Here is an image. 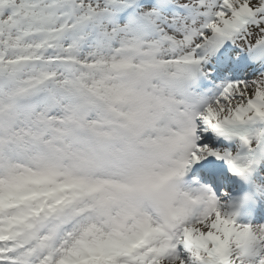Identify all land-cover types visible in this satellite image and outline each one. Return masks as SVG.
I'll return each instance as SVG.
<instances>
[{"label":"snow or ice","instance_id":"6c2138e0","mask_svg":"<svg viewBox=\"0 0 264 264\" xmlns=\"http://www.w3.org/2000/svg\"><path fill=\"white\" fill-rule=\"evenodd\" d=\"M0 264H264V0H0Z\"/></svg>","mask_w":264,"mask_h":264},{"label":"rangeland","instance_id":"374dc122","mask_svg":"<svg viewBox=\"0 0 264 264\" xmlns=\"http://www.w3.org/2000/svg\"><path fill=\"white\" fill-rule=\"evenodd\" d=\"M240 219H241V220H243V219H244V217H243V216H241V217H240Z\"/></svg>","mask_w":264,"mask_h":264}]
</instances>
